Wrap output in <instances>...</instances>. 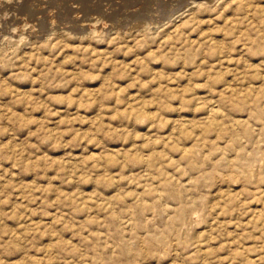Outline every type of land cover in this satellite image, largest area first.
I'll return each instance as SVG.
<instances>
[{
	"label": "rangeland",
	"instance_id": "374dc122",
	"mask_svg": "<svg viewBox=\"0 0 264 264\" xmlns=\"http://www.w3.org/2000/svg\"><path fill=\"white\" fill-rule=\"evenodd\" d=\"M0 264H264V0H0Z\"/></svg>",
	"mask_w": 264,
	"mask_h": 264
},
{
	"label": "bare ground",
	"instance_id": "6f19581e",
	"mask_svg": "<svg viewBox=\"0 0 264 264\" xmlns=\"http://www.w3.org/2000/svg\"><path fill=\"white\" fill-rule=\"evenodd\" d=\"M8 41H9V40H8ZM209 110H210V109H209ZM209 110H208V111H209ZM209 113L211 114V116H212L213 114L215 115V110H214V111H213V110H210ZM209 113H208V114H209ZM217 114H218V113H217Z\"/></svg>",
	"mask_w": 264,
	"mask_h": 264
}]
</instances>
